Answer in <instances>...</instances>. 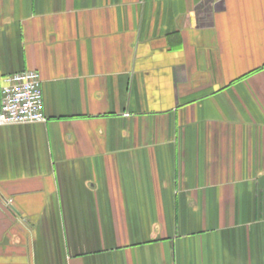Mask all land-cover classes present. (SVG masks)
Instances as JSON below:
<instances>
[{
  "label": "crops",
  "instance_id": "1",
  "mask_svg": "<svg viewBox=\"0 0 264 264\" xmlns=\"http://www.w3.org/2000/svg\"><path fill=\"white\" fill-rule=\"evenodd\" d=\"M24 71L0 264H264V0H0Z\"/></svg>",
  "mask_w": 264,
  "mask_h": 264
},
{
  "label": "built area",
  "instance_id": "2",
  "mask_svg": "<svg viewBox=\"0 0 264 264\" xmlns=\"http://www.w3.org/2000/svg\"><path fill=\"white\" fill-rule=\"evenodd\" d=\"M0 97L1 125L45 121L41 80L37 72L24 71L4 77Z\"/></svg>",
  "mask_w": 264,
  "mask_h": 264
}]
</instances>
